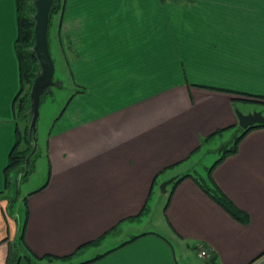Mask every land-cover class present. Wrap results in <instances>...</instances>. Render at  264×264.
<instances>
[{
    "label": "crops",
    "instance_id": "0c3cea01",
    "mask_svg": "<svg viewBox=\"0 0 264 264\" xmlns=\"http://www.w3.org/2000/svg\"><path fill=\"white\" fill-rule=\"evenodd\" d=\"M59 12L78 89L37 148L24 233L33 254H73L48 264L98 255L84 264H180L192 249L201 258V248L206 264H250L264 251V127L249 130L212 170L247 224L191 177L169 199L160 189L182 174L202 175L190 168L213 136L204 139L241 129L237 100L264 103V0H64ZM16 37L15 0H0V191L18 124ZM8 190L0 194V264L19 227L6 213ZM156 193L163 220L128 237ZM108 239L115 243L85 256Z\"/></svg>",
    "mask_w": 264,
    "mask_h": 264
},
{
    "label": "trees",
    "instance_id": "16d2710c",
    "mask_svg": "<svg viewBox=\"0 0 264 264\" xmlns=\"http://www.w3.org/2000/svg\"><path fill=\"white\" fill-rule=\"evenodd\" d=\"M63 6H64V0H53V4L51 6L50 14H49V17H50L49 27L51 24L52 15L61 11ZM15 7H16V19H17V37L14 42V49H15V54H16L17 61H18L20 87L13 99V105L15 108L16 116L21 117L24 120V122L26 121L25 123L26 125H25L24 130H21L18 124L16 126L15 142H14L13 148L10 151V154L8 157V163L4 171V175H5L4 190L0 191V194H2L3 192L11 188L12 179L10 176V170L18 168L21 164H24L25 158L30 153L33 147L32 134L31 132H29V118H30L29 91L33 83V80L35 79V77L37 76L40 70L38 59L33 50L34 25H35L34 0H15ZM48 35H49V29H48ZM50 88L51 87H49V89L42 95L41 101L45 94L51 92ZM259 127H264V124H257V125L248 127L246 129H239V133L235 134L231 142L228 143L226 146H224V148H222L223 150H222V154L220 155V157L217 160H215L211 166L205 169V173L203 175L185 173V174H182L174 178L173 181L171 182L168 199L170 198L176 185L182 179L186 177H191L198 184V186L203 190V192H205L212 200H214L232 218H234L235 220H237L238 222L242 224H247L249 222L248 214L242 211L241 209H239L221 191V189L217 186V184L214 182L212 178V170L217 164H219L227 156V154H232L236 152L238 143L249 130L253 128H259ZM221 132H222V129H219L218 131H216L209 137L205 138L204 140L206 141L210 137L214 136V134L221 133ZM21 143H23L22 147L19 146ZM37 150L38 149H36L35 152L32 154L27 170L23 171L22 169V172H24L22 176L23 181L33 172L35 161L37 157L39 156V153ZM14 201H17V199L9 198L8 205L6 208V213L17 221L19 227H18V233L15 236V238H13V240L9 241L8 243L9 250L7 253L5 264H19L21 260L26 261L27 264H48L49 262H52L54 260L69 259L73 255V254H70V255L63 256V257H56L53 255H44L42 257H38L35 254H33V252L30 250V248L28 247L24 239L25 225L28 219L27 196H25L22 200L23 207L21 210H16V211L11 210ZM145 208L146 206L143 208L141 213L144 212ZM140 214L138 216H140ZM95 242L96 241H92L83 246L94 244ZM262 255H264V251L260 253L257 257H255L251 261V263L255 261L256 259H258L259 257H261ZM101 256L102 255H98L90 260H86V261H82V262H78L74 264H84L86 262H89ZM261 264H264V262Z\"/></svg>",
    "mask_w": 264,
    "mask_h": 264
},
{
    "label": "rangeland",
    "instance_id": "374dc122",
    "mask_svg": "<svg viewBox=\"0 0 264 264\" xmlns=\"http://www.w3.org/2000/svg\"><path fill=\"white\" fill-rule=\"evenodd\" d=\"M60 12L55 13L52 15L51 24L49 27V35H48V44L50 55L54 63V73H53V81L55 83L51 86V92L47 93L43 96L42 101L39 105V113L36 120V129H35V138L37 148L44 147V136L54 122L55 116L61 112L66 107L68 99L71 95L78 89L75 81L71 74L68 71L67 63L65 60V55L63 48L61 46L60 38L58 35L59 30V20H60ZM61 37L64 39V34L61 32ZM59 83V84H58ZM239 108L240 112H244L245 110H252V111H259L264 114V103L262 102H245V101H236L235 102ZM26 120V119H25ZM15 121H17L18 126L21 130H24L25 123L23 119L19 116L16 117ZM23 121V122H22ZM239 133L238 127H232L227 130L222 131V133L213 136L208 142L202 144V146L197 150L195 156V165H193L190 170L191 172L204 174L205 168L209 167L217 160L220 155L222 154V148L226 146L228 143L231 142L233 136ZM20 147L23 146V143L19 145ZM38 151V150H37ZM192 165V164H191ZM25 170V164H21L18 168L10 170V176L12 179L11 188L7 191V194L10 198H15L17 201H14L11 210H21L23 207V198L26 196L28 190L32 188L36 184L38 179V174H31L29 180H22V176ZM27 177V178H28ZM37 177V178H36ZM166 190H170V188ZM161 192L162 189H160ZM163 195V194H162ZM162 195L154 194L151 198V210L148 213L142 215L141 220L139 222H135L132 224L133 228L131 232L127 235L130 237L132 234L138 233L143 228L144 230H151L149 226L153 224V222H157V220H163L161 217V212L163 208V203L161 204ZM126 225V224H124ZM154 225V224H153ZM126 237V238H128ZM116 242H118L116 240ZM115 243V240L108 239L104 246L96 249H90L85 253V256H92L97 252H101L102 250L112 246ZM90 248V247H89ZM88 248V249H89ZM192 253L190 255V260L180 261V264H206L207 262L204 260L203 257L197 256V251L192 249ZM83 257V256H82ZM81 257V258H82ZM182 257V256H181Z\"/></svg>",
    "mask_w": 264,
    "mask_h": 264
},
{
    "label": "water",
    "instance_id": "95a60500",
    "mask_svg": "<svg viewBox=\"0 0 264 264\" xmlns=\"http://www.w3.org/2000/svg\"><path fill=\"white\" fill-rule=\"evenodd\" d=\"M53 4V0H34L35 13H34V46L33 50L38 59L40 70L33 80V83L29 91L30 100V118H29V132L32 134L33 147L30 153L25 158V171L30 163L32 154L37 149L35 129L36 120L39 113V105L42 95L51 87L55 81H53L54 63L50 55L48 44V29L50 21V9ZM238 118V125L241 129L264 124V114L259 111H252L248 113L240 112L236 110ZM173 179L164 181L161 184L162 191L165 192V188L170 184Z\"/></svg>",
    "mask_w": 264,
    "mask_h": 264
},
{
    "label": "built area",
    "instance_id": "2783aa9c",
    "mask_svg": "<svg viewBox=\"0 0 264 264\" xmlns=\"http://www.w3.org/2000/svg\"><path fill=\"white\" fill-rule=\"evenodd\" d=\"M200 251H199V255L201 256V257H208L209 255H208V253L205 251V250H203V249H199ZM264 262V255H262L261 257H259L258 259H256L255 261H253L252 263H250V264H261V263H263Z\"/></svg>",
    "mask_w": 264,
    "mask_h": 264
}]
</instances>
